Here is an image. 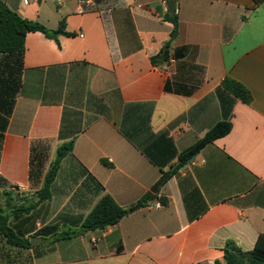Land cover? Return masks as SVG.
Here are the masks:
<instances>
[{
	"label": "crops",
	"instance_id": "0c3cea01",
	"mask_svg": "<svg viewBox=\"0 0 264 264\" xmlns=\"http://www.w3.org/2000/svg\"><path fill=\"white\" fill-rule=\"evenodd\" d=\"M2 1L51 30L65 20L71 35L57 44L28 33L21 60L0 56V98L13 101L11 115L0 110V192L10 194L0 204L37 202L57 149L73 150L51 199L10 220L40 241L20 248L0 234V264H212L225 262L229 243L254 250L264 233V0H169L179 18L172 41L162 0ZM163 50L169 62L154 66ZM227 78L250 103L224 89ZM222 121L229 134L134 207ZM106 195L123 219L59 237L79 232Z\"/></svg>",
	"mask_w": 264,
	"mask_h": 264
},
{
	"label": "trees",
	"instance_id": "16d2710c",
	"mask_svg": "<svg viewBox=\"0 0 264 264\" xmlns=\"http://www.w3.org/2000/svg\"><path fill=\"white\" fill-rule=\"evenodd\" d=\"M168 22L173 25V30L170 35L171 41L178 36L179 32V18L175 11L168 13L166 18ZM42 33L46 38L54 40L59 44L60 36H70L71 34L66 31V22L62 20L59 27L51 30L43 24L22 18L16 12L10 10L4 1L0 0V56L1 55H16L19 60L22 59L25 51V37L28 33ZM168 46V45H167ZM186 49L178 50L176 57H182ZM151 62L154 66H163L169 62L168 50H163L157 56L151 57ZM224 89L231 93L242 102L248 104L251 101L250 92L240 83L225 79L223 82ZM19 85L16 84V93L18 92ZM8 102V103H7ZM5 103L7 106H5ZM6 107V108H5ZM13 101L3 100L0 98V110L5 111L9 116L12 113ZM232 130V123L230 121H222L217 123L211 128L207 134L199 140L195 145L181 153L178 157V163L173 167L172 171L164 173L161 184L166 183L172 174L177 169L188 163L196 154H198L205 146L213 143L215 140L222 138L229 134ZM73 143L65 144L57 149L56 159L48 171L43 188L37 193L38 201L28 206L10 205L6 200L4 205L0 204V234L4 236L7 243L24 248L30 246V241L25 240L21 233H18L11 225V218L17 217L22 214H30L41 203L51 199V187L58 175L59 167L62 160L72 152ZM10 194L0 192V201L5 196ZM19 197V195H17ZM156 198V194L149 193L142 200H140L134 207H143ZM165 204V200H161ZM10 210V212H9ZM127 215V210L120 207L108 195L103 197L100 202L95 206L92 212L87 216L83 222L79 232L60 234L59 237H71L80 233L89 231L104 230L111 226L116 225L123 217ZM36 233L35 236H39ZM225 262L216 261L212 264H264V233L259 237L256 247L251 252H243L235 244L229 243L224 249ZM209 264V263H200Z\"/></svg>",
	"mask_w": 264,
	"mask_h": 264
},
{
	"label": "built area",
	"instance_id": "2783aa9c",
	"mask_svg": "<svg viewBox=\"0 0 264 264\" xmlns=\"http://www.w3.org/2000/svg\"><path fill=\"white\" fill-rule=\"evenodd\" d=\"M31 1L32 0H24L25 4H30ZM161 2H162V4H163L164 7H166V8L168 7L169 0H162ZM80 3L81 4H89L90 1L89 0H80ZM61 4H62V1H58V5H61ZM172 62H174V60H172ZM14 189L19 192V196H21V197H23L22 195L27 190L26 186L24 184H22V183L16 184L15 187H14ZM160 204L161 203H157L158 206Z\"/></svg>",
	"mask_w": 264,
	"mask_h": 264
},
{
	"label": "water",
	"instance_id": "95a60500",
	"mask_svg": "<svg viewBox=\"0 0 264 264\" xmlns=\"http://www.w3.org/2000/svg\"><path fill=\"white\" fill-rule=\"evenodd\" d=\"M168 10L170 13H174L175 12V1H169L168 2ZM161 182L157 183L154 188L152 189V193L156 194L158 192V188L160 186ZM133 210H129V212H131ZM31 244L35 245V241H40L38 238L32 237L31 238Z\"/></svg>",
	"mask_w": 264,
	"mask_h": 264
}]
</instances>
